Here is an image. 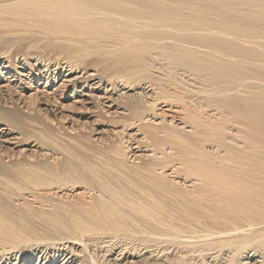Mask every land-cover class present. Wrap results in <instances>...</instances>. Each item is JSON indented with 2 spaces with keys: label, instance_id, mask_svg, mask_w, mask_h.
<instances>
[{
  "label": "bare ground",
  "instance_id": "1",
  "mask_svg": "<svg viewBox=\"0 0 264 264\" xmlns=\"http://www.w3.org/2000/svg\"><path fill=\"white\" fill-rule=\"evenodd\" d=\"M0 264H264V0H0Z\"/></svg>",
  "mask_w": 264,
  "mask_h": 264
}]
</instances>
